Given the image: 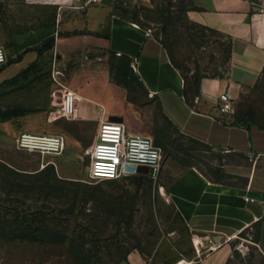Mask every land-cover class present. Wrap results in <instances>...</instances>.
I'll return each instance as SVG.
<instances>
[{
	"label": "rangeland",
	"instance_id": "obj_1",
	"mask_svg": "<svg viewBox=\"0 0 264 264\" xmlns=\"http://www.w3.org/2000/svg\"><path fill=\"white\" fill-rule=\"evenodd\" d=\"M180 3L160 11L137 7L132 15L140 25L151 27L195 87L202 77L217 74L227 64L230 38L191 17L184 1ZM71 4L0 0V46L8 53L0 70V131L9 137L0 156V214L8 213L13 220L15 211L42 209L68 236L64 244L0 236V264H187L197 254L192 229L171 198L169 183L176 174L196 168L213 181L246 188L254 158L181 135L164 118L158 99L137 77L132 61L134 74L121 68L122 55L65 31ZM54 30L53 47L35 51ZM26 45L32 46L21 50ZM70 90L103 104L110 115L124 120L129 132L148 135L160 145L164 156L160 177L89 180L86 151L97 133L98 121L93 119L99 106L75 100L70 117L77 120H68L64 103ZM231 118L264 128V73L240 91ZM21 132L62 134L66 149L60 156L22 151L17 145ZM258 167H264V161ZM56 208L66 210L65 215L59 216ZM260 233L257 224L240 235L228 264H264L254 244ZM72 240L82 252L78 259L69 245ZM198 248H205V243Z\"/></svg>",
	"mask_w": 264,
	"mask_h": 264
},
{
	"label": "crops",
	"instance_id": "obj_2",
	"mask_svg": "<svg viewBox=\"0 0 264 264\" xmlns=\"http://www.w3.org/2000/svg\"><path fill=\"white\" fill-rule=\"evenodd\" d=\"M183 1L191 17L229 36L225 78L218 71L202 77L194 87L186 72L175 66L151 27L133 18L132 10L137 7L160 11L180 0H71L64 29L130 57L137 76L158 99L164 118L185 138L216 150L253 156L255 169L246 188L213 181L196 168L176 174L169 183L171 198L192 229L197 254L187 259V264H228L234 256L233 244L257 224L261 225V233L254 244L264 257V167H258L264 161V128L234 122L233 110L226 115L219 111L220 94H229L235 102L240 91L257 83L264 73V0ZM55 34L56 30L49 33ZM70 92L80 102L92 101ZM8 140L0 131V156ZM202 241L205 248L200 249ZM213 244L217 248H211Z\"/></svg>",
	"mask_w": 264,
	"mask_h": 264
},
{
	"label": "built area",
	"instance_id": "obj_3",
	"mask_svg": "<svg viewBox=\"0 0 264 264\" xmlns=\"http://www.w3.org/2000/svg\"><path fill=\"white\" fill-rule=\"evenodd\" d=\"M101 1V0H90ZM120 55V53H118ZM8 62L6 49L0 46V69ZM134 67V66H133ZM75 98L70 117L75 112ZM219 111L222 115L233 110L234 100L227 93L219 96ZM98 129L92 146L86 151L90 159L88 179L91 181L118 180L123 177L147 174L157 179L164 167L162 148L148 135L129 132L124 120H114L103 104H98ZM19 149L42 156H60L66 149V138L62 134L21 132L17 137ZM146 167L148 172H142Z\"/></svg>",
	"mask_w": 264,
	"mask_h": 264
},
{
	"label": "trees",
	"instance_id": "obj_4",
	"mask_svg": "<svg viewBox=\"0 0 264 264\" xmlns=\"http://www.w3.org/2000/svg\"><path fill=\"white\" fill-rule=\"evenodd\" d=\"M74 34H77V32H75ZM54 40L55 37L50 36L46 38L34 50L39 53L43 50H49L53 47ZM27 51L29 50H26L22 54H19L17 56V59L20 60L23 54L26 53ZM120 60L122 63L121 68H123V66H126L127 69L134 74L133 69L130 66L132 61L131 58L126 55H122ZM73 205L74 204H72L71 206ZM55 210H57V214L59 216L65 215L66 210L58 209V208H56ZM53 221L54 218H51L50 212L44 211L42 209H38L32 213L26 212L23 214L15 211L13 220L8 219V213L4 215L0 214V236L10 239H23L33 242H40V243H60V244L66 243L68 240L67 234L60 232L58 230V226ZM69 245L71 246V249H73L72 253L78 259L79 256L82 254L81 250L76 249L74 248V246H72L73 240L69 242Z\"/></svg>",
	"mask_w": 264,
	"mask_h": 264
},
{
	"label": "bare ground",
	"instance_id": "obj_5",
	"mask_svg": "<svg viewBox=\"0 0 264 264\" xmlns=\"http://www.w3.org/2000/svg\"><path fill=\"white\" fill-rule=\"evenodd\" d=\"M76 96L72 92H67L65 94V103H64V111L71 112L72 111V102ZM77 100V99H76ZM73 117H67V119H72ZM214 248H217L216 245H213Z\"/></svg>",
	"mask_w": 264,
	"mask_h": 264
},
{
	"label": "water",
	"instance_id": "obj_6",
	"mask_svg": "<svg viewBox=\"0 0 264 264\" xmlns=\"http://www.w3.org/2000/svg\"><path fill=\"white\" fill-rule=\"evenodd\" d=\"M219 73H220V77L221 78H225L226 77V70H225V68H223V67L220 68ZM112 119H114V120H120V121L122 120V118L119 117V116H112ZM139 170L142 171V172H145V173L148 172V169L146 167H140Z\"/></svg>",
	"mask_w": 264,
	"mask_h": 264
}]
</instances>
